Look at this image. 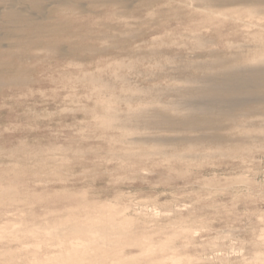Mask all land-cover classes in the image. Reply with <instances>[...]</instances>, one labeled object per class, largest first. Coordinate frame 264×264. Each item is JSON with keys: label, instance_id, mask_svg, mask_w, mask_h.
<instances>
[{"label": "rangeland", "instance_id": "1", "mask_svg": "<svg viewBox=\"0 0 264 264\" xmlns=\"http://www.w3.org/2000/svg\"><path fill=\"white\" fill-rule=\"evenodd\" d=\"M0 264H264V0H0Z\"/></svg>", "mask_w": 264, "mask_h": 264}, {"label": "bare ground", "instance_id": "2", "mask_svg": "<svg viewBox=\"0 0 264 264\" xmlns=\"http://www.w3.org/2000/svg\"><path fill=\"white\" fill-rule=\"evenodd\" d=\"M230 88H228V90H229ZM198 107V106H197ZM198 109V108H197ZM201 110H203V109H201ZM65 257V256H64Z\"/></svg>", "mask_w": 264, "mask_h": 264}]
</instances>
